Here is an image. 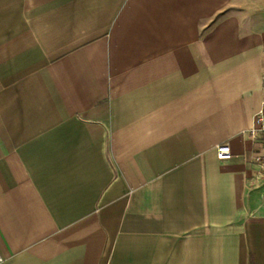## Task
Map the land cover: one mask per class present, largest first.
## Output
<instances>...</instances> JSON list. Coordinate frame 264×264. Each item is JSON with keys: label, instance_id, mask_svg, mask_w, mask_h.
<instances>
[{"label": "crops", "instance_id": "obj_1", "mask_svg": "<svg viewBox=\"0 0 264 264\" xmlns=\"http://www.w3.org/2000/svg\"><path fill=\"white\" fill-rule=\"evenodd\" d=\"M263 75L264 0H0V264H264Z\"/></svg>", "mask_w": 264, "mask_h": 264}, {"label": "built area", "instance_id": "obj_2", "mask_svg": "<svg viewBox=\"0 0 264 264\" xmlns=\"http://www.w3.org/2000/svg\"><path fill=\"white\" fill-rule=\"evenodd\" d=\"M264 81V75H263ZM247 136L253 142L258 143L261 149L255 153L252 157L253 164L257 167V172L264 180V100L261 102L259 110L253 116L252 125L246 131ZM217 153L220 157L228 156L230 153V148L227 143H222L217 146ZM264 195V189H263ZM3 262V258L0 255V263Z\"/></svg>", "mask_w": 264, "mask_h": 264}]
</instances>
